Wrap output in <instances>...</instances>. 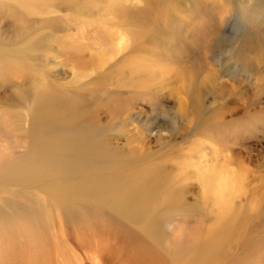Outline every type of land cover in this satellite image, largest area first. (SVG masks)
Returning a JSON list of instances; mask_svg holds the SVG:
<instances>
[{"label": "rangeland", "instance_id": "1", "mask_svg": "<svg viewBox=\"0 0 264 264\" xmlns=\"http://www.w3.org/2000/svg\"><path fill=\"white\" fill-rule=\"evenodd\" d=\"M73 1L77 5L76 9L71 6L72 9L58 14L61 16L58 20L59 36L63 44L58 46L63 48L50 51L52 57L46 61L43 74L48 79L57 80L59 86L56 88L61 90L60 94L64 98L67 97V101L84 102L89 114L97 120L98 131L95 129L93 133H87L84 138L79 139L78 144L73 145L75 152L71 151V158L75 162L81 161L80 149L83 147L102 148L106 151L105 154H100L94 150V154L88 156L94 162V170L84 172L88 182L92 185L95 183V186L101 183L100 180L108 179L113 174H118L115 181L128 180L130 171L153 169L167 180L157 194L150 196L151 208L148 211L153 215H165L166 220L161 226L163 238L173 239L181 247L189 248L192 254L196 251L205 252L206 248L201 247L203 243L205 246L210 245L207 251L211 247L218 248L221 257L219 255L217 258L220 257L222 261L217 264H237L233 260L236 256L237 260L240 259L239 264H264V0H101L100 9L98 0ZM104 1L110 3L109 7L126 9L129 19L134 14H144L145 25L139 30L135 28L137 34L131 40L126 37L129 42L122 48L112 43V33L109 30L95 34L86 26L79 27L81 17L83 20H90L92 16L94 18L108 8ZM0 5L5 9L10 7L11 14L19 11L29 19L35 18L34 13H29L31 9H21L15 1L3 0ZM46 9L37 14L46 18ZM167 9L170 13L166 12ZM220 10H227L231 15L229 21L226 20L228 23H222L218 31L220 34L218 33L217 39L221 38L226 45L217 47L219 51L214 47L210 60L204 63L202 57L207 56L208 52L203 54L199 48H195L197 45L192 40V34L200 35L204 17L216 15V11ZM168 14L170 16L164 18ZM191 15L194 20L187 22ZM87 16L89 19L85 18ZM179 25H184L181 32L175 31ZM63 35L66 36L65 40ZM99 38L105 42L101 43ZM251 49L255 50L251 52ZM235 51L238 53L235 54ZM167 53L169 54L166 56ZM245 59L251 61L249 68L244 67ZM181 70L185 74L182 75ZM191 70L194 72H190ZM10 79L11 81L1 82L0 157L2 154L18 157L26 152L25 140L19 139L21 133L7 127L9 118L18 120L24 117V114L17 112L20 108L15 105L25 109L23 101L18 104L11 98L5 99L4 96L11 90L10 86L16 81L12 77ZM34 92L36 91L30 90L27 93L25 101L30 105L36 100ZM212 168L223 173L234 171L243 179L235 211L238 213L239 208H242V215L246 216L242 219V225L248 230L249 237L246 239L250 242L240 248L245 242L240 243L241 240L238 239L237 250L227 241L228 238L222 239L218 244L215 237L220 235L214 231L209 233L215 224L210 218H205L210 208L207 206L206 209L197 176L200 172L204 173V169L211 171ZM124 169L127 172L123 175L121 171ZM50 180L51 185L52 182H58L55 177ZM2 194L3 190L0 189V210L4 214L9 213L4 206L6 201L13 203L15 207L19 206L14 202V197L17 198L15 194L8 192L1 196ZM27 198L31 207L37 211V196L32 194ZM122 200L123 197H119L114 202L125 206L127 202ZM177 200L179 205L176 204ZM48 202L51 203L52 200ZM57 205L63 212L62 225H65L68 233L65 236V248L62 251L58 248L60 252L55 254L57 249H47L46 245L53 241L50 233L46 231L39 238L32 237L19 231L22 220H14L6 232L2 233L0 225V264H96L93 260L95 257L98 264H117L121 252L114 240L100 236L84 239L73 233L70 222L77 219L78 215L72 218L73 215L65 211L63 206ZM3 217L8 218L6 215ZM104 218L92 215L89 216L88 223L100 230L99 222ZM147 218L152 222L159 219L152 215ZM59 219L55 210H49V216L42 220L43 228L46 230L45 222L57 223ZM116 220L122 221L120 217ZM31 238L42 242L41 249H47L42 253L48 252L45 257L37 252L39 259L36 263L33 260L37 257L33 256L34 253H29L35 251V248L31 249L33 244L29 243ZM253 244L257 245L253 246L256 249L249 253L242 249ZM61 255L65 259H61ZM199 256L200 254H193L196 259Z\"/></svg>", "mask_w": 264, "mask_h": 264}, {"label": "bare ground", "instance_id": "2", "mask_svg": "<svg viewBox=\"0 0 264 264\" xmlns=\"http://www.w3.org/2000/svg\"><path fill=\"white\" fill-rule=\"evenodd\" d=\"M6 1H15L21 9L24 7L31 9L32 11L29 13H34L35 18L29 19L19 11L11 14L9 12L10 7L5 9L4 6L0 5V90L3 88L1 82L4 83V81L7 80L11 81V77L12 79H15V84L10 86L11 90L8 91V94L5 93L7 95L4 97H6L5 99L7 100L12 99L13 101H17L18 104L23 101L22 104L23 107H25V109H23L20 105H15L16 108H20L18 109L20 111L17 112H20L22 115L24 114V117H21L18 120H15L14 117L9 118L7 127L9 126L10 128H14L17 132H20L21 136L19 139L25 140L26 142L25 154L18 157H11L6 154L4 156V154H2L0 157V189L3 190L4 193L1 196L6 195L5 193L8 192L12 193V195L15 194L17 198L14 197V202L19 204L18 207H15L13 203L6 201L4 206H6L9 213L4 214L0 210V225L2 227V233L7 231L11 222L14 220H22L23 224L19 229L22 233L30 234L32 237L34 236L38 238L43 232L47 231L50 233L53 241L46 244L48 246L47 249L55 248V250H57L54 253L57 254L60 252L58 251V248L61 249V251L65 248L64 243L67 241L65 240V236L67 237L68 234L64 228L65 225H62L63 212L59 209V206L57 205L59 204L65 208V211L73 215L71 216L72 218L75 217L74 215H78L77 219H73L70 222L72 223L71 231L73 233L75 232V234L83 236L84 239H86V237L89 238L90 236H93V238L100 236L103 238L105 237L107 240H114L117 243L118 249L121 252L117 264H217L220 260L222 261V259H220L221 252L218 248L211 247V250L207 251V248L210 246L209 244H207V246L204 245L205 243L201 245L202 248H206L205 252L202 253V251H196L193 253L200 254L196 259L193 257L189 248L181 247L178 243H175L173 239L169 240L162 237L161 231H163V228L161 226L166 220L165 215H153L149 214L148 211L151 208V198L153 195L157 194L158 189L162 187L167 180L153 169H145L144 171L137 170L138 172L130 171V175L127 177L128 180L120 179L119 181H115V179L118 178V174H113L108 179L103 178L100 180L101 183H98L95 186V183L92 185L88 182L86 176H84V174H86L84 172H91L89 169L94 170V162L89 160L88 156H92L94 150L100 154H105L106 151L102 148L92 149L83 147L80 149L82 157L79 162H75L71 158V151H74L72 147L74 144L76 145L79 143V139L84 138L87 133L91 134L95 129L97 130V120L89 114L84 106L86 105L84 102L83 105V103L78 101H69L70 99L67 101V97L64 98L62 94H60L61 90L58 91L56 88L59 86L57 80L51 78L48 79L47 75L43 74V67L46 65V61L52 57L50 51H59L60 48H63L62 46H58L63 45L61 43V37L59 36L58 26V20L61 16L58 14L70 9L71 6L74 9L77 5L73 0ZM105 1L104 3H107ZM148 1L149 0H147V2ZM95 2L97 1H94V3ZM73 3H75L74 6ZM100 5L101 0H98V8ZM48 7L50 8L48 9ZM44 9H46L44 13L47 17L41 18L37 13H41ZM125 10H122L118 6L109 7L108 5L107 9L104 11L102 10L103 12L101 11V13L94 18L92 16V19L90 20H83L81 17V20L79 19L81 23L79 27L86 26L88 27V30H92L95 34H100L103 30H109L112 33V43L118 48H122L127 44V38L131 40L132 37L137 34V32L134 31L135 28L138 30L142 29L146 23V20L143 17L144 14H134V17H131L132 20L129 19L130 17H127L129 14L126 15L127 11ZM166 12H169L168 9ZM216 15H218V17H215ZM216 15H211L206 18L204 17V26H200L202 27L201 29L203 32L201 31L200 35L196 36L192 34V40L197 45L195 48H199L200 52H203V54L204 52H208L207 56L205 55L202 57L204 58V63L206 60H210L214 47L217 49V47L219 48L222 45H226L221 38L217 39L218 31L221 28L222 23L225 24V22L229 21V16L231 15H229V11L227 10L216 11ZM156 16L158 17V15ZM169 16L170 15L168 14V16H164V18H168ZM182 17L185 19L184 16ZM85 18L89 19V16ZM188 20H194L192 15L186 21L188 22ZM90 26H93V28ZM183 26H176L177 30L175 31L181 32V30L184 29ZM146 28L149 29L148 27ZM143 31H145V29ZM140 35L139 37H141ZM62 37L63 40H65L66 36L63 35ZM98 40L101 43L105 42L102 38H99ZM185 40H183V42ZM213 40L214 43L211 44ZM131 42L134 41L132 40ZM66 43H68V40ZM67 45L69 46V44ZM155 48L156 47L154 46V49ZM255 49H251V52ZM168 52H170V50ZM236 52L237 51H235V54ZM171 53L173 52L171 51ZM134 54L136 53L134 52ZM168 54L169 53L165 55L167 56ZM162 56H164V54ZM247 57H249V55H247ZM246 59L244 60L245 63L242 62L244 63L245 68H249L251 66V61H247ZM159 60L161 63V59ZM159 69L161 70V68ZM157 72H159V70ZM183 72L184 71H182V75L185 74V72ZM190 72L194 71L191 70ZM8 73L12 75L9 76ZM119 86H121V84ZM30 90L36 91L34 92L36 100L31 105L25 101L27 93ZM74 95H77V93H74ZM100 139L104 141L103 137H100ZM132 162H134V160ZM132 162L130 161V163ZM125 171L127 172L126 169L121 171L123 175L125 174ZM53 177L57 178L58 182H52L51 185L50 179ZM197 179L200 181L199 186L202 197L206 202V209L208 207L210 208L207 210L205 218H210L215 224L209 233L214 231L220 235V237H215L218 244L222 239L228 238L227 241L232 243L236 250L239 247L238 239L239 241L241 240L240 243L245 242V244L240 245V248L243 245L248 244L250 241L246 238L249 237V233H247L248 230H246V227L242 225V219L246 216L243 217V211H241L242 208H239L238 213L235 211L237 208L236 200H238L242 191V176L234 171L223 173L212 168L211 171L204 169V173L200 172ZM99 192H103L104 195L102 193H100V195ZM32 194H35L38 198L37 211H35L36 208L31 207V202H29L27 198V196H32ZM119 197H123L122 202H127L125 206H122L119 202H114V200ZM50 200H52L51 203L48 202ZM176 204L179 205L180 202L177 200ZM49 210H55L60 219L57 223L51 221L47 223L44 221L46 224L45 230L43 228L42 220L49 216ZM5 215L8 216V218L3 217ZM92 215L97 217L102 216L103 218L105 215L106 218L99 222L101 225L100 230L94 229L96 226L94 227L88 223L90 221L89 216ZM151 215L153 218L155 217L156 219L159 217V219L156 220V222H152L153 220L147 218L148 216L151 217ZM210 215L213 217H209ZM118 217H120L122 221L118 222L116 220ZM148 220L151 223H147L149 222ZM79 232H82V234ZM29 243L33 244L31 249L35 248V251H30L29 253H34L33 256L37 257L36 260H33V263L38 262L39 257L36 255L37 252L40 253L42 257H45L48 253L47 251L42 253L47 249L44 248L45 245H43L44 249H41V241L39 242L38 240L32 239ZM253 246L255 247L257 245H248L246 248L242 249L249 253L256 249ZM67 250L70 252L69 249ZM71 254L77 257L74 251H71ZM219 255L220 257L217 258ZM236 257H234L233 260L239 264L238 261H240V259L237 260ZM61 259H65V257L61 255ZM66 259L70 260L68 258ZM93 260L98 264L96 257ZM39 263L41 262L39 261ZM228 264L232 263L229 262Z\"/></svg>", "mask_w": 264, "mask_h": 264}]
</instances>
